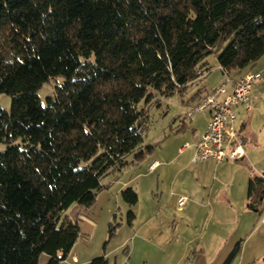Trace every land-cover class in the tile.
Wrapping results in <instances>:
<instances>
[{"label": "trees", "instance_id": "obj_1", "mask_svg": "<svg viewBox=\"0 0 264 264\" xmlns=\"http://www.w3.org/2000/svg\"><path fill=\"white\" fill-rule=\"evenodd\" d=\"M214 52L226 76L251 70L264 54V0H0V93L10 96L0 106V264H37L42 252L61 264L79 226L58 224L60 213L91 205L101 178L139 148L137 103L150 90L183 92ZM263 193L264 172L248 182L252 210ZM120 195L137 201L132 187Z\"/></svg>", "mask_w": 264, "mask_h": 264}, {"label": "rangeland", "instance_id": "obj_2", "mask_svg": "<svg viewBox=\"0 0 264 264\" xmlns=\"http://www.w3.org/2000/svg\"><path fill=\"white\" fill-rule=\"evenodd\" d=\"M206 61L207 66L211 67L210 71L189 83L183 92L164 95L150 90L149 99L143 97L137 103V110L143 108L145 112L139 148L125 157L127 164L119 171L113 169L101 178V183L105 186L97 193L91 205L82 206L74 202L60 213L58 224L63 220L72 219L77 220L79 226V235L70 248L77 260L68 256L61 264H88L90 260L87 263L82 262L89 254L92 258L104 254L108 264H221L226 254L240 239V249L233 259L230 258L229 264H238L241 258L244 262L249 260L250 264H257L259 257L264 256V228L259 226L257 212L242 210L238 206L241 199L237 197L243 191L240 189L239 171L231 170L226 177L228 184L234 173L235 187H230V193L236 203L234 210L223 211L222 219L226 228L221 234L231 231L232 235L230 241L222 247L221 254H217L219 257L212 258L213 261H208V258L197 251L196 243L199 234L204 230V224L199 220L205 211L197 210L195 218H192L185 212L180 214L176 209L175 196L188 183L182 181L183 174L175 175V166H172L169 160L176 154L179 146L185 145L184 142H193L192 138L205 125V112L187 115L196 100L195 94L209 90L222 78L216 68V53L209 54ZM60 80L58 77L57 81ZM256 83L258 81L255 80L250 87L251 97H261V93H264V83ZM54 84L53 80H49L37 90L41 103L52 93ZM262 101L264 102V99ZM0 106L9 110V95L0 93ZM262 108L264 111V106ZM254 126L259 132L260 140H264V115L258 120L257 117L254 119ZM150 144L154 145L151 152L141 160L135 161L134 152ZM6 146L7 143L0 142V151ZM190 151L191 147H186L183 156L189 155ZM251 155L263 160L264 146L262 145L259 151H253ZM153 159L160 161L161 166L151 172L147 165ZM234 162L237 161L233 160L232 163ZM197 163L201 162L193 163L192 166ZM260 166L263 170L264 161H261ZM241 170L245 173L244 167H241ZM184 172L189 173V168ZM125 187H132L136 192L137 201L134 205H128L121 198L120 190ZM242 187L244 188V181ZM245 194L242 193L243 196ZM129 210L134 215L131 224H128L126 218ZM181 217L190 220L194 225H185ZM109 226L114 227L110 236ZM207 250L213 252L215 246L210 245ZM48 259L49 255L42 252L38 256L37 264H46Z\"/></svg>", "mask_w": 264, "mask_h": 264}, {"label": "crops", "instance_id": "obj_3", "mask_svg": "<svg viewBox=\"0 0 264 264\" xmlns=\"http://www.w3.org/2000/svg\"><path fill=\"white\" fill-rule=\"evenodd\" d=\"M254 68H251V70L247 71H258L260 72L259 78L256 80L258 83L256 84H263L264 83V54L253 64ZM216 68L220 71L222 74V78L217 82V84L213 87H211L209 90H203L200 93H196L195 97L196 100L194 101V105L201 102L207 95H209L218 85H220L225 78V73L221 71V69L218 66L217 60H216ZM232 72V71H231ZM229 72L228 77L230 78V82L225 84V91L224 93H220L216 96L217 100H221L223 95L225 93L230 92L232 88V85L234 81L241 76L244 72L243 71H236L234 70L233 74ZM259 86V85H258ZM261 98V99H260ZM264 99V93H261V97H249V102L247 104L249 105V109L246 108V104H239L233 107V112L235 115V122L234 127L238 133V137L240 138L239 141H241L242 148L244 150L243 157L234 161L237 162H230L228 159L215 162L214 160H206L201 161V163H197L194 166L193 163L190 161L191 155L193 153L194 144L196 141L200 138L201 134L206 129V124L208 121V118L210 115V108H205L202 111H196V112H205V125L200 129L197 135H195L192 139L193 142L188 143L187 141L184 143H187L185 147L184 145H181L178 147V150L176 154L171 157L169 161H171V165L175 166V175L179 176L183 174L182 181L188 183V185H185L177 195H184L186 196L185 203L182 205L181 208H176L180 211V214L182 212L187 213L189 216H192V218H195V213L197 210L201 209L204 210L205 213L203 214V217L200 221V223L203 222L204 224V230L202 233H200L199 240L197 241V251L201 255L205 256L209 259H212L215 257H219L221 252L223 250L222 247L227 244L228 241H230L231 238V231L226 232L225 234H221L224 232L226 226L225 221L222 219L223 211L226 209L234 210L235 209V203L236 200L234 196L230 193V187H235V184H233V177L229 178L228 184L227 176L229 174V171L237 170L239 171V177H241L240 180V189L243 191L240 192L241 194L237 197L238 199H241L239 206V209L242 210H248L250 212L254 211L252 208L249 207V199L247 197V188H248V182L250 178L254 176L261 175L264 172V169L262 170L260 163L263 160H259L257 158H254L251 153L253 151H259V149L264 146V140H260L259 132L256 130V126L253 127L254 119L257 120L260 116L264 115V111L262 106H264L262 103H264L262 100ZM192 106V107H193ZM191 107V108H192ZM192 114V113H191ZM190 114V115H191ZM189 116V115H188ZM191 147V151L189 155L183 156V152L185 151L186 147ZM152 161H157L158 164L152 169L149 170L153 172L158 167L161 166V162L153 159ZM149 162L148 165L151 163ZM147 165V167H148ZM165 166V165H162ZM244 167L245 173L241 170V167ZM189 168V173H185L184 170H187ZM242 181H244V188L242 187ZM185 184V183H184ZM233 190H236V188H233ZM235 193V192H234ZM242 193H246L245 196L242 195ZM177 195L175 196L177 198ZM255 204H256V211L257 212V220L260 225V217L261 214L264 211V193L261 198H255ZM218 212V214L216 213ZM218 215V216H217ZM181 221L187 226L188 225H194L193 222L190 220L181 217ZM232 222V219H230ZM239 224V223H237ZM183 225V224H182ZM184 225V226H185ZM262 227V226H261ZM213 229V230H212ZM241 242V239L240 241ZM236 242L235 245L238 243V250L240 249V243ZM210 245L215 246V252H210L207 250V247ZM233 245V248L234 246ZM232 248V249H233ZM232 249L226 254L224 260L221 264H229L231 259L235 257V253L233 257L230 259L228 258V255L232 251ZM221 251V252H220ZM216 253V254H215ZM220 253V254H219ZM217 254H219L217 256ZM90 255V254H89ZM87 255L85 260H83L82 263H87L92 257ZM263 255V253L261 254ZM70 256L72 259L77 260L76 255L69 251V253L66 254L63 260L61 262L63 263L67 257ZM243 261V258H241ZM238 264H250L249 260H246L245 262L241 261ZM213 261V259L211 260ZM210 261V262H211ZM209 262V263H210ZM257 264H264V256L259 257L257 260Z\"/></svg>", "mask_w": 264, "mask_h": 264}, {"label": "built area", "instance_id": "obj_4", "mask_svg": "<svg viewBox=\"0 0 264 264\" xmlns=\"http://www.w3.org/2000/svg\"><path fill=\"white\" fill-rule=\"evenodd\" d=\"M224 76V81L220 85L187 112V115H190L193 112L210 108L206 129L194 144L190 158L192 163L210 159L215 162L225 159L237 160L243 157L244 150L234 127L235 115L233 107L239 104H246V108H250L247 104L251 94L250 87L259 78L260 72L248 71L242 74L234 81L233 89L225 93L221 100H217L216 96L224 93L225 84L230 82V78L226 75ZM186 145L187 143L183 147ZM157 164V161H152L148 165V169L152 170ZM185 200L186 196L177 195V208H181ZM260 225L264 228V211L260 217Z\"/></svg>", "mask_w": 264, "mask_h": 264}]
</instances>
